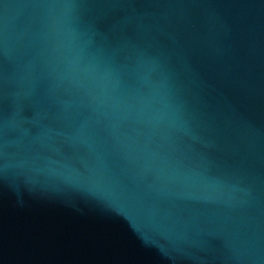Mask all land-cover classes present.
<instances>
[{
	"label": "water",
	"instance_id": "obj_1",
	"mask_svg": "<svg viewBox=\"0 0 264 264\" xmlns=\"http://www.w3.org/2000/svg\"><path fill=\"white\" fill-rule=\"evenodd\" d=\"M0 264H264V0H0Z\"/></svg>",
	"mask_w": 264,
	"mask_h": 264
}]
</instances>
